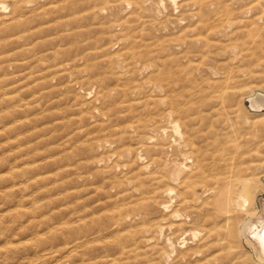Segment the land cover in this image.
<instances>
[{"label":"rangeland","instance_id":"rangeland-1","mask_svg":"<svg viewBox=\"0 0 264 264\" xmlns=\"http://www.w3.org/2000/svg\"><path fill=\"white\" fill-rule=\"evenodd\" d=\"M0 4L6 6L0 9V264H165L153 245L121 220L157 207L151 197L172 155L170 109L177 111L172 119H198L195 132L212 145L208 153L218 166L236 165L242 175L248 171L257 190L264 187V108L257 110L250 102L264 95V24L231 37L232 45L226 42L231 48L221 45L222 55L209 63L218 66L220 79L191 71L182 54L172 50V21L188 19L186 7L221 14L225 40V34L244 30L241 26L250 20L241 12H264V0ZM230 22L235 23L232 30L226 26ZM235 43L238 55H233ZM178 58L180 64L174 61ZM260 191L254 214L241 213L234 228L239 239H231L232 253L238 259L228 263L220 242L208 257L212 264H262L242 236L248 220L262 219L257 218L264 211ZM165 215L146 214V225L164 219L169 227L172 220ZM80 216L92 218L97 233L80 234ZM231 242L223 241V248ZM133 244L138 257L125 254Z\"/></svg>","mask_w":264,"mask_h":264},{"label":"bare ground","instance_id":"bare-ground-1","mask_svg":"<svg viewBox=\"0 0 264 264\" xmlns=\"http://www.w3.org/2000/svg\"><path fill=\"white\" fill-rule=\"evenodd\" d=\"M0 9L6 10V6L4 4H0ZM185 9L188 12L187 14L188 19L180 20L176 16L177 19L172 21V36H173L172 37L173 38L172 39V43H173L172 50L174 54H178V53L182 54L183 56L182 63H184L186 67H188V69H190L191 71L199 73V75L201 74L200 72L202 71L208 72L210 73V75L215 76L216 79L222 76L221 71L218 72L219 70L218 71L216 70L218 66L216 68H214V65L210 67L209 63H213V61L215 63L217 61L215 55H218L219 57L222 55L221 45L225 43L223 50L225 47L231 48L229 47L233 43V40L231 37H233L234 35H237V33L239 36L240 35L242 36V33H240V31H247V33L250 34L252 33V31L255 30V28L252 30L251 27H253L254 25L256 26V25L262 24V23L264 24V12H261L260 9L252 8L249 10H244L243 12H241V17L245 19H250L245 23V25L241 26L243 27L244 30H242V28L241 29L238 28L235 30L236 32L234 31L233 33L230 34L231 36H228L227 34H225L226 35L225 36L224 34H222L224 35L225 40L224 39L221 40V18H220L221 14L214 13L213 15V13H211L208 10L195 11V10H190L188 7H186ZM215 14H217L216 18H214ZM186 20H188V22H186ZM226 26H228L229 30H232L234 28L233 26H235V23L230 22L226 24ZM261 27H263V25ZM256 33L258 34L259 31H257ZM258 35L262 37L261 34H258ZM253 37L255 36L253 35ZM191 41H193L194 43ZM230 41L232 43H228ZM236 41L237 39L235 40V42ZM226 42L229 44V46L228 45L226 46L227 44ZM236 46L234 47L235 54L233 55H236V54L238 55V53H240L239 46L237 44ZM192 48H194L195 50L191 53ZM229 51L231 52L230 49ZM226 52H228V49ZM233 58L229 59V62L230 60H233ZM174 61L175 62L178 61V63L181 62L179 58L175 59ZM183 67L185 68V66ZM182 70H185V69L182 68ZM229 73H230V70H229ZM189 76L192 77V75H189ZM189 81L191 82V80ZM171 82H174V81H171ZM205 82L206 81H204V84ZM174 83L176 86V82ZM187 92H190V91H187ZM225 92H223L224 95H225ZM175 93L177 94V92ZM197 96L198 95L196 94V97ZM213 97L214 96H212V98ZM222 97L223 96H221V98ZM210 98H208L207 100L209 101ZM202 99L204 100V98ZM203 100H200V101L203 102ZM174 102H175V97H174ZM174 102L172 101V103ZM250 102L253 108L262 111V109L264 108V95L260 94L255 99H252ZM195 106H198V105H195ZM190 107L193 108L194 106L192 105ZM179 111H178V114H179ZM176 112L177 111L175 110V114ZM175 114L173 112V109H170V114H169L170 119L169 120H170V124L172 125L173 134H174L173 136L174 139L172 141V145L170 146L172 155H168V158H166V163H165V168H164L165 173L162 176H160L159 182L157 183L154 189L155 192L153 193H155L156 197H153V196L151 197V202L153 201L154 203L157 204V207H156L157 209L156 208L155 209L153 208L152 209L150 208L140 209L132 213L133 217L124 216V219L121 220V222L122 224H125L128 226L127 229L138 230L142 234L141 236L142 240H144L145 243H148L149 245L150 244L153 245L154 247L153 249L156 252L155 254L159 256L160 263L163 262L165 264H203V261H207L204 264H212V261L208 260V257L213 254L212 250L215 247H217V244L220 242H221V252L224 250V252L226 253V255H224L223 258L227 260L228 263H231L232 261L238 259L237 254L232 253V250L234 249V244L233 242H231V239L233 238L236 240L239 239L238 229L234 233L235 226L236 225L238 226L239 224V216L241 213L248 214L249 212L251 215V213L255 211L253 208L254 199L256 197L255 195L260 190L264 191V187L260 186V188L262 189L257 190V187H256L257 182L253 180L251 176L246 175L248 171L246 172L245 175L244 174L242 175L241 172L240 173L238 172L237 167H235L236 165H229L228 163L225 162L223 163L224 166H218L217 164H219V162L216 164L215 163L216 160L214 159L212 160L210 158L211 154L208 153V148H210V146L212 145L210 143H207V139L204 136L199 137L198 136L199 134L197 135L198 132H195L194 127H196L195 124L198 119L197 120L190 119V118L189 119L188 118L187 119H172ZM198 116H202V115L200 114ZM198 116H195V117L197 118ZM228 122H227V125H228ZM217 124L218 123L216 122L215 125ZM210 127L209 129H211ZM211 133L212 132H210V134ZM214 142L216 143V141ZM197 145H200V147L197 148ZM260 148L261 147H259V149ZM256 149L258 148L256 147ZM230 158H234V157H230ZM221 169L222 170L224 169L225 171L223 170L224 172L222 171L221 173ZM158 198L166 199V200L157 202ZM262 205L264 207V202H262ZM79 207H81V205ZM155 210L162 212V213H166L167 215H165L164 217H168V219H171L172 224L169 227H167L166 225H164V222L166 220L162 219L161 221L159 220V221L152 222V224H149V228H148V226L146 225L147 224L146 214H149L150 212L154 213ZM80 213L82 214V211ZM86 218L88 219V217L86 216L85 217L80 216L77 221L79 223L78 225H79L80 231H83V233H80V234L93 235L94 233H97V232H94L95 227H92V224H94L92 222L94 221L92 220L91 217H90L91 219L87 220V225L84 227L83 223H85ZM257 218H262V219H257L255 222H253V219H250L245 223V225L243 226V230H242V236H243V239L246 241V243H248L249 245L253 247L254 253L256 254L255 257H257V261L264 264V211H263V215ZM136 220L139 222H136ZM134 223L135 225L133 226L132 224ZM141 225L144 226V228H140ZM151 229L153 233H152V236L148 238L147 234L151 233ZM168 234H170V236ZM247 236L253 241L259 254L257 253L255 247L253 246V244L251 243L250 239ZM81 238H82V235L78 237V240ZM223 241H230L231 243H229V245L226 248H223L222 246ZM90 243H92V240L89 243H82V245L84 247ZM125 248H127V252L125 253L126 255L128 256L134 255L135 257H138L139 249L136 247L135 244L126 246ZM239 264H242V263H239Z\"/></svg>","mask_w":264,"mask_h":264}]
</instances>
